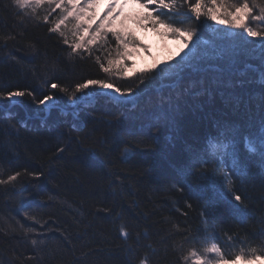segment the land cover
Wrapping results in <instances>:
<instances>
[{
    "label": "trees",
    "instance_id": "1",
    "mask_svg": "<svg viewBox=\"0 0 264 264\" xmlns=\"http://www.w3.org/2000/svg\"><path fill=\"white\" fill-rule=\"evenodd\" d=\"M204 2L211 7V0ZM226 2L239 6L245 0ZM247 2L252 12L246 28L264 32V19H257L264 15V0ZM86 4L80 0L78 7ZM66 7L67 0H43L21 10L13 0H0V91L31 89L42 98L48 94L45 81L56 76L52 82L68 93L54 94L69 113L62 117L54 107L41 126L44 110L30 98L19 105L0 101V264H194L193 249L216 255L215 260L251 256L253 250L264 256V44L247 37L232 40L221 32L216 49L228 55L215 61L220 73H193L187 65L213 49L212 30L227 28L205 16L198 36L210 42L208 49L192 47L194 37L176 51L168 42L182 38L162 30L167 50L151 53V62L139 61L147 66L136 71V65L131 77L121 78L104 71L111 67L109 60L120 61L119 72L122 64L133 67V60L119 55L124 50L114 55L117 46L110 33L72 55L59 32H49L50 22ZM93 9L85 10L96 27L106 14ZM128 22L127 29L139 38L136 23ZM66 35L71 43V34ZM132 49L130 55L139 51L138 46ZM88 79L140 95L130 105L94 94L90 102L71 106L68 95ZM112 113L123 114V123H109L115 119ZM129 130L158 135L152 140L139 136L146 140L141 144L127 135ZM86 146L92 151H84ZM197 157L207 163L194 164ZM190 165L191 171L208 175H187ZM32 171L43 176L8 182L15 172ZM222 173L247 196L245 208L209 217L204 214L207 197L216 186L214 177ZM213 244L218 253L206 251Z\"/></svg>",
    "mask_w": 264,
    "mask_h": 264
},
{
    "label": "snow or ice",
    "instance_id": "2",
    "mask_svg": "<svg viewBox=\"0 0 264 264\" xmlns=\"http://www.w3.org/2000/svg\"><path fill=\"white\" fill-rule=\"evenodd\" d=\"M42 0H36V3H41ZM115 2V0H114ZM31 0H13V5L21 10L29 6ZM70 7L65 8V14L62 15L56 21L50 22L52 27L49 28L50 33L59 32L62 43L65 47H69L71 54L75 55L82 50L90 49L98 41L103 40L110 33L115 38V43L118 47L123 48L124 51L119 53L121 57L130 56L128 51V45H139V41L131 34L127 29V20H132L137 25L141 27L150 25L152 28L160 31L163 29L164 34L171 36H179L184 40L186 46L189 45V41H192L194 37H198L199 28L204 22L203 18L206 16L212 21H218L221 25H234L238 28L245 27V21L248 19L252 8L250 7L247 0L239 6L231 5L226 2V0H211V7L205 6L204 0H143V6L145 11L136 16L128 18L119 19V27L116 25V20L120 17V11L114 12L111 16L107 14L101 18L96 27L93 24L96 23L94 17L90 15L85 9H90L92 7V0H88L85 8L78 7L80 0H67ZM137 3H141V0H137ZM59 6V5H58ZM112 8H109V12H112ZM260 11L264 14V6H261ZM163 17H171L169 21L162 20ZM257 19H264V15L257 17ZM71 28H68V25ZM185 25H188L185 27ZM65 29L71 32V43L67 38ZM247 35L253 38H261V43L264 44V32L254 31L248 29ZM194 47V46H192ZM192 47H189V52H192ZM189 54L185 53L187 57ZM228 55L224 49L213 48L209 52L200 56L198 59L194 56L187 65L188 68L193 73H220V69L216 67L215 61H217L221 56ZM116 63L120 64L119 60L112 61L109 60V65ZM182 70V69H181ZM105 72L109 71V68H104ZM217 81L220 80V76L214 77ZM57 79L53 76L50 80L45 81L48 85V94L43 95L42 98L37 97L36 93L29 89L24 90L16 88L13 90L0 91V101H7L12 105L22 104L25 98H30L31 103L37 108H43L45 117L41 119V126L46 123V118L51 115L52 109L55 107L58 109V114L62 117L68 116V111L66 106H60L58 104V97L54 94L55 90H59L63 93H68L67 88H60L58 83L52 82ZM99 85L102 89H112V84H107L103 80L99 79H88L83 83H77L75 86V91L68 95V100L72 105L85 104L92 100V97L88 95L85 91L81 95L82 90H88L90 86ZM191 91V90H190ZM115 94H118L117 98L121 104H132L133 101L127 98L128 94L134 95L131 89L127 90V94L121 90V88H115ZM97 95H104L103 92H98ZM130 113L135 112V108L129 109ZM74 116L78 115V112L73 113ZM115 117L114 120L109 121L113 124H122L124 121L123 114L116 115L112 113ZM11 119H16L15 113H10ZM20 123H25L24 121H18ZM261 128L264 129V118L261 120ZM123 131V129H122ZM127 135L131 136L138 143H146V140L139 139V136L144 135L147 139H155L158 135L152 132H137V131H127ZM261 139L264 140V131L261 132ZM119 143H128L127 140H119ZM255 148L249 143L248 151L255 152ZM60 151H63L61 149ZM84 151L90 152L92 149L88 146L84 148ZM261 152L264 154V146L261 147ZM264 159V155H262ZM195 163H207L206 160H202L197 157ZM191 165L186 170L187 175H191L197 178L208 175L204 171L194 172L191 171ZM29 175L33 181L39 180L43 173L40 171H32L31 173L25 172H15L13 175L8 177V182H15L23 178V176ZM226 181V183L224 182ZM215 188H213L207 197V204L204 208V214L211 217L216 213H222L224 211L240 213L244 211L245 204L244 201L247 196L240 193L238 188L233 187V183L230 179H227V173H222L219 177H214ZM12 190H15L14 188ZM25 189H21L23 191ZM105 213H108V209H104ZM33 219H35L33 217ZM121 236H126L127 233L121 229ZM33 245H37V241H32ZM206 251L211 253H218L220 249L215 245H211ZM196 256V252L192 253ZM257 261H264V256L256 255L255 250L251 256L245 254H237L234 258L225 259L224 256H220L218 260H213L209 262L203 257H198L194 264H256ZM140 264H148L146 260H142Z\"/></svg>",
    "mask_w": 264,
    "mask_h": 264
},
{
    "label": "rangeland",
    "instance_id": "3",
    "mask_svg": "<svg viewBox=\"0 0 264 264\" xmlns=\"http://www.w3.org/2000/svg\"><path fill=\"white\" fill-rule=\"evenodd\" d=\"M34 2H36V0H31V3L34 4ZM87 2H88V0H87ZM233 5L237 6V4H235V3ZM92 6L94 7L93 11H95L96 13L103 11L105 14H110V16L114 12L120 11V17L117 18V20L115 22L116 24H119L120 18H128V16H127V14H129L128 11L131 13L132 16H135V17L142 14L145 11V8L142 4H138L137 2H134L132 0H115V2H114V0H92ZM109 8H112L113 11L109 12ZM125 13H127V14H125ZM95 17H97V16H95ZM101 18H100V20H101ZM130 21H132V20L129 19V22ZM129 22H128V24H129ZM131 23H133V22H131ZM245 25H246V22H245ZM93 27H95V25H93ZM133 27L135 28L136 37L138 36L139 38H141L142 40L145 41V43H143V41H141L139 38H135L136 40L139 41V45H131V44L128 45V48L130 51L133 50L132 49L133 47H137V46L139 49L138 53H135L134 55L129 56V58H131L133 60V63H132L133 67H128V65L126 66L125 64H122V69L125 68L126 73H124V75H121L120 72L122 71V69L120 68V72H119L118 65L112 64L111 67L109 68V71L107 72L108 74L116 75L118 73L121 78L122 77H125V78L131 77L132 74H134V73L131 74V72H133L134 67L136 65H138V68L136 69V71L138 69H140L139 68L140 66L142 67V65H144V66L148 65V64H144V61L142 63H139V61L141 62L142 60H145L147 63H149V62H151V60H150L151 59L150 57H152L151 53L155 52V54H156V52H157L158 54H160V52L167 50L165 48H162L163 42H162V39L159 35L160 33H162L163 29H161L160 32L158 31L159 33H157L156 32L157 29L152 28L150 25L141 27L140 25L134 24ZM68 28H71L70 24L68 25ZM249 28L255 31L254 27H251V26H249L247 28L245 26L241 29L234 26V25H227V28H224V29H222L220 27L218 29L215 28V30H212L211 34H209L212 37L215 36V41L214 42L212 41L210 46H212L213 48H216V47L220 48V41L217 40V38L220 37L219 35L221 32H225V33H227V35H229V34L232 35V38H233L232 40H236L239 37H245V38L247 37L248 40L251 39L254 42L261 43V38H259V37L253 38V37H250L247 35V31ZM128 31H130L131 34L134 32V30H129V29H128ZM65 32H66V34H68V33L71 34V32L67 31L66 29H65ZM177 39L180 40V38H177ZM229 41H231V40H229ZM209 43L210 42L203 41V38H200L198 36V37H195L193 46L195 48L196 47L199 48L202 45L201 49H208ZM182 45H185L183 39L180 40V42L175 40V39H171L168 42L169 48H172L176 51H179L181 49ZM116 46H117V48L115 49L114 55L121 52L120 50H124L123 48L118 47L117 44H116ZM141 50H142V55L139 56L138 54H141L140 53ZM194 53H195V51L192 52L191 54H194ZM134 56H136V57H134ZM106 83L110 84L109 82H106ZM115 88L116 87L113 86L112 89L115 91ZM91 90L92 91L88 92V95L92 98L94 97V94H97L98 92H103L104 94H106V91H107V89H102L101 87H97L94 90L93 89H91ZM93 91H95V92H93ZM139 95L140 94H134V95L128 94L127 98L130 100H134L135 98L139 97ZM115 100L117 101L118 98H116ZM71 106H72V104H71ZM245 143L247 145H249L248 142H245ZM193 252H196V256H194L195 260L198 257H203L204 259H207L209 262L217 259L216 255L214 256V255H210L208 253H205L204 250H202V252H201L199 250L193 249L192 253ZM256 264H264V261H259V262L257 261Z\"/></svg>",
    "mask_w": 264,
    "mask_h": 264
},
{
    "label": "bare ground",
    "instance_id": "4",
    "mask_svg": "<svg viewBox=\"0 0 264 264\" xmlns=\"http://www.w3.org/2000/svg\"><path fill=\"white\" fill-rule=\"evenodd\" d=\"M106 94L111 95L114 98H117V96H118V94H115V91L113 89H107ZM113 97H111V98H113ZM224 132H227V131H224ZM210 141H214V139H211Z\"/></svg>",
    "mask_w": 264,
    "mask_h": 264
}]
</instances>
